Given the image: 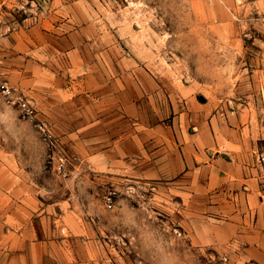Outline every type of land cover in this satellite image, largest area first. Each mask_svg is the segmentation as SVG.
I'll list each match as a JSON object with an SVG mask.
<instances>
[{
  "label": "rangeland",
  "instance_id": "obj_1",
  "mask_svg": "<svg viewBox=\"0 0 264 264\" xmlns=\"http://www.w3.org/2000/svg\"><path fill=\"white\" fill-rule=\"evenodd\" d=\"M0 71L34 109L25 116L0 92V220L21 203L37 226L36 207L55 206V217L67 205L110 264H230L191 243L164 183L103 168L95 155L118 124L132 128L102 104L124 94L140 104L139 132L179 113L190 124L215 119L246 129L257 162L264 0H0Z\"/></svg>",
  "mask_w": 264,
  "mask_h": 264
},
{
  "label": "crops",
  "instance_id": "obj_2",
  "mask_svg": "<svg viewBox=\"0 0 264 264\" xmlns=\"http://www.w3.org/2000/svg\"><path fill=\"white\" fill-rule=\"evenodd\" d=\"M20 46L30 48L14 43ZM112 100L111 106L103 100L104 109L111 107L122 121L131 118L132 128L118 124L115 143L95 155L102 167L116 165L118 172L164 183L166 196L179 198L180 225L196 247H212L230 264H264V190L246 129L215 119L208 126L190 124L188 113H179L170 124L139 132L138 100L126 101L124 94ZM61 208L65 215L53 217L55 206L36 207L37 226L27 206L7 208L0 220L3 264H110L108 253L86 235L88 225L73 215L79 208Z\"/></svg>",
  "mask_w": 264,
  "mask_h": 264
},
{
  "label": "built area",
  "instance_id": "obj_3",
  "mask_svg": "<svg viewBox=\"0 0 264 264\" xmlns=\"http://www.w3.org/2000/svg\"><path fill=\"white\" fill-rule=\"evenodd\" d=\"M0 92L6 98L7 102L11 105L18 106L23 111L25 116H33L34 109L21 95L17 94L14 88L2 78L0 71ZM257 162L261 168V178H262V189L264 190V153L257 155ZM107 206L112 208L114 206L113 197L111 195L107 196Z\"/></svg>",
  "mask_w": 264,
  "mask_h": 264
}]
</instances>
